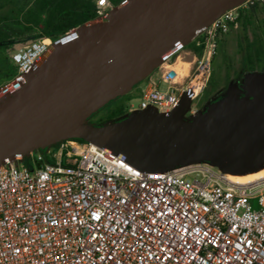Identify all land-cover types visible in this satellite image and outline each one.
I'll use <instances>...</instances> for the list:
<instances>
[{"label":"built area","instance_id":"2783aa9c","mask_svg":"<svg viewBox=\"0 0 264 264\" xmlns=\"http://www.w3.org/2000/svg\"><path fill=\"white\" fill-rule=\"evenodd\" d=\"M254 1L193 39L200 54L185 76L163 63L126 114H169L188 93L187 112L209 84L220 38ZM94 2L96 19L117 6ZM46 40L13 57L17 80L51 47ZM0 264H264V177L236 183L208 162L145 172L93 143L62 140L0 164Z\"/></svg>","mask_w":264,"mask_h":264},{"label":"water","instance_id":"95a60500","mask_svg":"<svg viewBox=\"0 0 264 264\" xmlns=\"http://www.w3.org/2000/svg\"><path fill=\"white\" fill-rule=\"evenodd\" d=\"M247 0H125L55 42L0 88V164L66 139H81L145 172L208 162L224 172L264 165V72H248L242 95L228 94L188 119L186 94L171 113L87 120L129 93L226 9ZM74 37L67 46L62 42ZM171 76L175 73L171 72Z\"/></svg>","mask_w":264,"mask_h":264},{"label":"rangeland","instance_id":"374dc122","mask_svg":"<svg viewBox=\"0 0 264 264\" xmlns=\"http://www.w3.org/2000/svg\"><path fill=\"white\" fill-rule=\"evenodd\" d=\"M3 2L5 1L0 0V4ZM254 3L257 6L256 14L253 17V23L248 27V29L244 30L242 24L239 23L237 28H232L220 38L217 54L213 61L214 81L211 85L209 84L203 94L194 101L192 107L185 113L186 118L191 119L203 112L209 106V104L215 101L217 97H223L228 94L242 95L239 85L244 82V76L249 72L244 62L243 47L246 45L247 40L251 41L254 39L256 34H261L264 38V0H255ZM15 5L17 6V10L23 8L24 12L28 11L32 6L30 0H15ZM247 8L248 7L245 9ZM17 16L21 18V15ZM14 17H16V15H14ZM10 28H14V30L12 31L11 35V42H9L7 48L5 49V54L11 60L14 56H16V54L23 51L27 45L33 42H38L42 39L38 36V30H34L25 34L18 30V26H10ZM75 29L71 30L65 36L55 42H59L64 38L72 36V34L75 32ZM55 42L52 41V44ZM45 44L51 43L49 40H46ZM193 48L194 46L192 43L191 47L186 45L177 49L172 57H169L164 62V64L166 63L172 65L176 62L173 65V68L179 70L180 74L182 75L187 74V72L184 71L183 64H194L196 58L199 57L198 54L192 51ZM260 61L261 64L264 65V55L260 57ZM161 65L156 68L144 81L134 86V88L129 93L115 99L103 109L96 112L87 120V123L95 125L108 124L127 116L126 111L131 107V105L138 106L140 104L141 94L142 90L145 88V84L151 79L154 81L159 79L164 70L163 64ZM256 72H264V69L262 71L257 70ZM160 86L163 89L166 88L165 84L160 83ZM118 108L124 111V113H121V115H124L115 116L112 118V112ZM212 165L214 168L219 169L218 165ZM261 168H264V165ZM249 202L252 204L254 210L259 208L258 198L251 199Z\"/></svg>","mask_w":264,"mask_h":264},{"label":"trees","instance_id":"16d2710c","mask_svg":"<svg viewBox=\"0 0 264 264\" xmlns=\"http://www.w3.org/2000/svg\"><path fill=\"white\" fill-rule=\"evenodd\" d=\"M4 1L0 4V87L8 85L18 76L13 59L11 60L5 54V49L11 42L10 39L14 30L10 26H18V30L25 34L38 30L40 38H50L55 42L71 30L96 19L97 16V6L94 0H30L32 6L26 12L23 11V8L16 9L15 0ZM111 1L117 5L122 2V0ZM256 7L254 3L242 10L239 22L244 30H247L253 23ZM17 15H21V18ZM191 45L192 43L188 44L189 47ZM195 50L196 53L200 54V49ZM243 50L244 62L248 71H262L264 69V65L260 61V57L264 55V38L262 35L256 34L254 39L247 40ZM213 81L214 75L212 73L209 84L211 85ZM220 98L217 97L215 100ZM121 113L124 111L118 108L112 112L111 117L120 116ZM76 140L84 142L81 139Z\"/></svg>","mask_w":264,"mask_h":264},{"label":"bare ground","instance_id":"6f19581e","mask_svg":"<svg viewBox=\"0 0 264 264\" xmlns=\"http://www.w3.org/2000/svg\"><path fill=\"white\" fill-rule=\"evenodd\" d=\"M75 38L72 37L64 42H62L61 44H59V47L62 48L63 46H67L69 43H71ZM53 44H51L50 46H52ZM184 71L187 72L188 71V66L189 63H184ZM174 69V68H173ZM177 72H179V70H177L176 68L174 69ZM180 73V72H179ZM186 74L181 76H185ZM227 176L229 178V180L236 182V183H240V184H247V183H251V182H255L256 180L264 177V168H258L256 170H251L248 172H227Z\"/></svg>","mask_w":264,"mask_h":264}]
</instances>
